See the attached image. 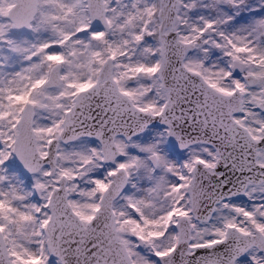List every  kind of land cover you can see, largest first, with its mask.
I'll return each mask as SVG.
<instances>
[{
    "label": "snow or ice",
    "instance_id": "snow-or-ice-1",
    "mask_svg": "<svg viewBox=\"0 0 264 264\" xmlns=\"http://www.w3.org/2000/svg\"><path fill=\"white\" fill-rule=\"evenodd\" d=\"M0 264H264V0H0Z\"/></svg>",
    "mask_w": 264,
    "mask_h": 264
}]
</instances>
